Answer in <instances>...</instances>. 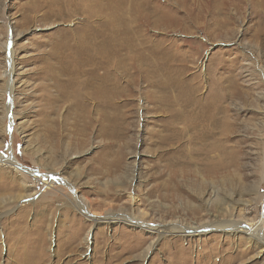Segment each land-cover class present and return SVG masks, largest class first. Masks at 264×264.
<instances>
[{
    "label": "rangeland",
    "instance_id": "obj_1",
    "mask_svg": "<svg viewBox=\"0 0 264 264\" xmlns=\"http://www.w3.org/2000/svg\"><path fill=\"white\" fill-rule=\"evenodd\" d=\"M79 1L0 0V264H264V248L244 234L157 240L87 220H264V0H110L112 29L94 13L108 0ZM74 63L98 66L97 87L83 88L103 104L93 113L54 87ZM179 81L206 111L225 98L215 123L223 139L209 145L225 148L229 183H213L219 176L199 195L185 187L176 197L168 186ZM11 157L37 174L13 169Z\"/></svg>",
    "mask_w": 264,
    "mask_h": 264
},
{
    "label": "bare ground",
    "instance_id": "obj_2",
    "mask_svg": "<svg viewBox=\"0 0 264 264\" xmlns=\"http://www.w3.org/2000/svg\"><path fill=\"white\" fill-rule=\"evenodd\" d=\"M92 2H93V0H87L88 6H90ZM125 2H126V0H125ZM79 4H80L81 8H82V6H84V2L82 0L77 2L76 6H78ZM103 5L104 4L100 5L102 7L101 10L99 9L100 11H98V12L94 11V13L95 14L100 13L99 18H101V20L103 19L102 21H105L106 19H108L107 20L108 21V28L112 29L111 28V18H112V13H113V7L110 4V0H108V3L105 4V6H103ZM114 12H115V10H114ZM104 26H105V24H104ZM109 33H110V31H109ZM108 38H110V37H108ZM106 64H108V63H106ZM110 69H107L106 71H109ZM98 71H99L98 66H91V67H89V69H83L81 66H79L78 63H74L70 67L68 66V68L63 69L62 74L60 76H57L55 78V81H54V87L57 89L59 100L64 101L65 99H69V98L72 99L73 98L76 103L84 104L88 107H91L90 112L93 113L97 107H99L100 105H103V104L100 102V99H98V101H97L96 98H94L93 96L88 94L89 92L83 93V88L85 90L87 88L89 89L91 87L95 88L96 83L98 82V75H97ZM85 74H87L86 79H84ZM63 77H65V79H63ZM104 80H105V78H104ZM108 84H109V82H108ZM178 84H179V86H178L179 92L177 93L176 100H175V107H176V109L174 110L175 116L174 115H173L174 117L172 116L174 118L173 119L174 121L172 120V122H174V124H172V126H171L172 128L174 127V130H175V135H174L175 145H174V149L172 150V154H171L172 160H170V161H171L172 165H170V166H172V167H171V176H170V181H169L168 187H170V184H171L170 190H172V194L174 196H176V195L179 196L181 193H183L185 187H187V188L189 187V189H188L189 191H193L194 193L198 194V192H200V193L205 192V190H207L210 187L211 181L217 180L219 178V176L222 177V179L217 180V182H213V183H220L219 185L225 187L229 183L228 177L226 180V178H223V175H222L226 172V164L224 162V156H223L224 152H225V148L223 147L222 144L215 145V146H213V148L211 147V145H209L210 144L209 142L211 139H213L217 142H219V141H221V139H223V136H224L223 133H221L219 135V139L217 138L218 133L216 134V132H217L216 129H218V128L216 127L217 125H215V123L219 120L218 114L220 113L219 112L220 106L218 103H221V102L224 103L225 98L222 97V98H217L218 100L215 99L214 104L213 103L212 104L207 103L206 106H207L208 111H206L202 102L200 101L199 97H195L194 95L190 94L189 92H185V91L183 92V88L187 86V84L185 82H180ZM11 89H12V87H11ZM176 89H177V87H176ZM44 93H45L46 97L49 96V91H44ZM67 95H69L68 98H67ZM80 96H81V99L79 98ZM54 101H57V98H55ZM204 101H205V99H204ZM108 102H110V101H108ZM85 109H87V108H85ZM224 114H225V112H224ZM219 126H221V125H219ZM220 137H221V139H220ZM169 140L164 138L161 140V143L167 142ZM172 141H173V139H172ZM217 151L219 152L217 155L211 156L212 153H215ZM213 161L216 162V165H211V163ZM6 163L8 165H10L13 169H15V170L18 169V170L26 173L27 175H29L31 177H33L37 174L36 172H34V174H32V172L28 171L27 168H24L23 166L19 165L13 157L9 158ZM37 177L38 176H36V178ZM59 181H60V179H55L54 181H51V183H56ZM231 184H233V183L231 182ZM232 186L234 187V184ZM175 193H176V195H175ZM165 196H167V195H165ZM182 198H183V196H182ZM222 202H223V199H221L219 202L220 206H221ZM189 208H190V212L193 215L194 214L196 215V212L193 209L199 210L200 207H194V208L189 207ZM82 212L86 213V215H87V211L85 210V208H82ZM130 217H131V215H130ZM113 219H112V221L109 222V220H111V218H109V219L107 218L104 221H102L98 218H95V216L91 213H89L87 216L88 221L94 222L96 224H100V223H107V224L121 223L122 224L123 223V224L127 225L128 227H132L133 229H136V230L138 229L141 231L144 230V232L152 234L151 235L152 238H154L156 236L157 240H161V239L165 238L166 236H169V235L173 236L174 234H178V233L183 234L184 238H187V237H192L193 236L192 233H196V235H194V236H199V235L208 234V232H211V231H218V232L225 233V234L226 233L231 234L233 236H238L240 234H244L247 236L248 239L254 240L256 243H258L260 248H262V249L264 248V220L261 223H259L257 225V227H254V226L250 227L247 224H243V223H239V222H231V223H227L225 225L217 222L216 225L212 224L213 226H211V224H210V226H206V227H198L197 226L198 228H183V227L175 225V224L170 225L168 228H165V226H160L159 228H157L158 226L156 227L155 225H150L146 222L141 221L140 219L127 220V219H124L121 217H116ZM141 219H143V218H141ZM86 241H87V243H89L87 239H86ZM153 242L156 243V241H153ZM152 247H153V245L150 244V248H148V249H151Z\"/></svg>",
    "mask_w": 264,
    "mask_h": 264
},
{
    "label": "built area",
    "instance_id": "obj_3",
    "mask_svg": "<svg viewBox=\"0 0 264 264\" xmlns=\"http://www.w3.org/2000/svg\"><path fill=\"white\" fill-rule=\"evenodd\" d=\"M59 210V205H57V209H56V211H58Z\"/></svg>",
    "mask_w": 264,
    "mask_h": 264
}]
</instances>
